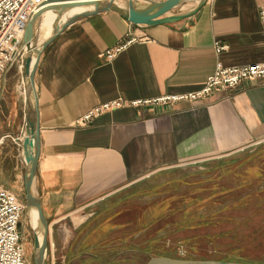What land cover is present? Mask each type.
I'll list each match as a JSON object with an SVG mask.
<instances>
[{
    "label": "crops",
    "instance_id": "0c3cea01",
    "mask_svg": "<svg viewBox=\"0 0 264 264\" xmlns=\"http://www.w3.org/2000/svg\"><path fill=\"white\" fill-rule=\"evenodd\" d=\"M259 3L207 0L195 12L173 9L150 26L131 24L113 12L96 14L70 25L43 51L35 74L41 141L35 188L51 241L80 246L101 226L116 222L136 228L138 198H167L171 205L169 196L142 193L180 183L186 171L264 143V79L196 102L126 107L77 124L95 106L119 98L151 100L197 91L218 63L262 62ZM43 20L37 21L39 28ZM130 37L147 40L131 43L112 61L101 56ZM215 43L225 49L217 53ZM18 73L16 100L0 101V138L1 145L12 139L17 170L25 174L23 64Z\"/></svg>",
    "mask_w": 264,
    "mask_h": 264
},
{
    "label": "rangeland",
    "instance_id": "374dc122",
    "mask_svg": "<svg viewBox=\"0 0 264 264\" xmlns=\"http://www.w3.org/2000/svg\"><path fill=\"white\" fill-rule=\"evenodd\" d=\"M198 4L197 0L184 1L174 13H191ZM38 29L36 22L35 40ZM22 64L17 63L5 74L0 101L12 105L16 100L15 86ZM17 154L12 139L1 145L0 138V182L26 204L25 174L17 170ZM189 172L186 171L187 178L180 183L142 193H148L145 197L169 196L171 205L167 206V198H138L136 228L131 225L123 229L124 225L115 222L101 226L92 237H87L84 245L77 246L79 241H75L74 246L64 247L51 241L49 231L46 264H147L153 257L264 264V143L226 157L216 165ZM22 225L25 257L28 264H34L33 230L26 209Z\"/></svg>",
    "mask_w": 264,
    "mask_h": 264
},
{
    "label": "built area",
    "instance_id": "2783aa9c",
    "mask_svg": "<svg viewBox=\"0 0 264 264\" xmlns=\"http://www.w3.org/2000/svg\"><path fill=\"white\" fill-rule=\"evenodd\" d=\"M132 1L155 4L159 0ZM259 2V16L264 35V0ZM56 4H59L56 0H0V86L5 74L24 60L26 51L23 40L28 23L33 16ZM140 40L147 39L130 37L124 45L107 50L101 56L112 61L128 45ZM215 49L217 53H221L225 47L215 43ZM262 79H264V60L248 66L235 67H225L218 63L215 72L197 91L166 95L151 100L129 101L119 98L95 106L84 114L77 124L86 125L106 113L126 107L140 108L196 102L208 98L215 92L236 90L244 83ZM25 209L23 201L0 182V264H28L22 225Z\"/></svg>",
    "mask_w": 264,
    "mask_h": 264
},
{
    "label": "water",
    "instance_id": "95a60500",
    "mask_svg": "<svg viewBox=\"0 0 264 264\" xmlns=\"http://www.w3.org/2000/svg\"><path fill=\"white\" fill-rule=\"evenodd\" d=\"M207 1V0H206ZM205 1V3H206ZM59 4L50 6L49 10L55 11L58 17L63 16L68 10L77 7H93L92 10L82 14L79 17L70 19L62 26H55L52 36L45 42L42 51H36V57L28 55L23 60V78L26 82L27 91V130L28 134L26 136L25 144V156H27L28 150L31 148L30 160L26 161V171L24 175L25 183V206L26 210L30 212L31 210L37 211L38 214V226L32 227L33 237H34V264H46V259L48 256V232L49 226L45 215L43 214L41 202L36 193V176L37 167L39 162L41 141L38 126V101L35 91V74L39 64L40 57L43 51L55 40V38L67 29L70 25L79 22L87 17L113 12L123 17L131 24L137 26H150L164 21V16L179 6L183 0H166L164 3L156 4L157 11L149 13H136L128 11L117 3L109 0H56ZM202 6V5H200ZM200 6L196 9L198 10ZM46 10V9H45ZM33 16L31 21L28 23L23 43L24 45H30L31 41L35 40V24L40 15L45 11ZM195 10V11H196ZM193 11V12H195ZM147 264H240V263H229V262H216V261H185L171 259L167 257H153Z\"/></svg>",
    "mask_w": 264,
    "mask_h": 264
},
{
    "label": "bare ground",
    "instance_id": "6f19581e",
    "mask_svg": "<svg viewBox=\"0 0 264 264\" xmlns=\"http://www.w3.org/2000/svg\"><path fill=\"white\" fill-rule=\"evenodd\" d=\"M109 1H113L115 3H117L119 6H121L122 8L131 11V12H136V13H149V12H156L157 6L156 4H141L139 2L136 1H125V0H109ZM187 1V0H183ZM206 0H200L199 5H202ZM197 7V8H198ZM196 8V9H197ZM93 7H77V8H73L68 10L63 16L58 17L57 13L55 11L46 9L42 15L39 16V18L37 19V21L41 18L44 17L43 20V24L42 27L39 28L36 32H37V39L31 41L30 45L25 46V57L28 55H32V57H36L37 53L36 51H42L43 46L45 44V42L52 36L53 32H54V27L55 26H62L63 24H65L67 21H69L70 19L76 18L81 16L82 14L88 12V10H92ZM194 9V10H196ZM193 10V11H194ZM51 28V30H50ZM24 57V58H25ZM24 85L26 86V82H24ZM31 157V148L28 150L27 152V156H26V161L28 162L30 160ZM30 215V220H31V224L32 227H37L38 226V214L37 211L35 210H31L29 212Z\"/></svg>",
    "mask_w": 264,
    "mask_h": 264
},
{
    "label": "trees",
    "instance_id": "16d2710c",
    "mask_svg": "<svg viewBox=\"0 0 264 264\" xmlns=\"http://www.w3.org/2000/svg\"><path fill=\"white\" fill-rule=\"evenodd\" d=\"M158 256V255H157Z\"/></svg>",
    "mask_w": 264,
    "mask_h": 264
}]
</instances>
